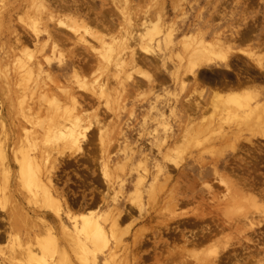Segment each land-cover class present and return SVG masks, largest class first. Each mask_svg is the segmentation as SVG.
<instances>
[{
	"label": "rangeland",
	"instance_id": "obj_1",
	"mask_svg": "<svg viewBox=\"0 0 264 264\" xmlns=\"http://www.w3.org/2000/svg\"><path fill=\"white\" fill-rule=\"evenodd\" d=\"M43 1L0 0V146H23L42 159L62 223L23 187L11 160L9 184L0 173V264H263L264 165L242 163L241 154L244 146L264 142V134L223 118L213 94L206 98L200 81L222 80L224 66H208L203 58L196 60L200 68L190 63L201 37L234 50L247 42L233 46L247 28L263 42L257 54L264 63V0ZM68 20L127 48L128 64L117 73L100 59L99 42L81 26L72 32ZM146 20L164 34L153 43L145 38V51L136 34ZM79 31L91 43L81 41ZM187 41L195 43L186 51ZM76 75L90 89L91 81L103 83L104 92L77 87ZM53 83L75 94L73 111L87 129L81 151L55 147L50 102L59 98L65 109L72 100ZM257 85L264 92V82ZM194 157L199 163H187ZM230 179L257 201L233 202L241 190ZM45 226L57 240L53 258L38 250Z\"/></svg>",
	"mask_w": 264,
	"mask_h": 264
},
{
	"label": "bare ground",
	"instance_id": "obj_2",
	"mask_svg": "<svg viewBox=\"0 0 264 264\" xmlns=\"http://www.w3.org/2000/svg\"><path fill=\"white\" fill-rule=\"evenodd\" d=\"M42 1V0H41ZM45 1V0H44ZM44 1L42 2L44 4ZM125 1V0H124ZM123 1V2H124ZM39 2V0H38ZM114 2H118L121 3L122 0H114ZM122 2V3H123ZM46 3V2H45ZM121 3V4H122ZM125 3H127L125 1ZM124 3V4H125ZM35 5V4H34ZM126 5V4H125ZM45 7V6H44ZM39 8V7H38ZM36 9V7H35ZM44 9V8H43ZM123 11V10H122ZM124 12V11H123ZM69 18V17H68ZM72 19V18H71ZM64 20V19H63ZM74 20V19H73ZM72 20V21H73ZM71 21L70 26L74 29L71 30L72 32L77 31L75 26H81L84 28V25H81L80 23H73ZM64 22V21H62ZM67 22V23H68ZM78 22V21H77ZM66 24V22H65ZM84 24V23H83ZM86 26V25H85ZM142 31L138 34H136L137 39L139 40V43H144V39L145 38H149L150 39V43L155 42L157 40H159L162 36H163V30L162 27L160 26V24L158 25H152L151 22L149 20L143 21L142 24ZM90 27V26H89ZM88 28V27H87ZM85 29V34L86 32L90 35L93 36V38L95 39L94 42L96 41L99 42L98 43V47H94L97 49V53L99 54V57L101 60L105 61V63L109 64V66H114V70L118 73L121 72V68L124 67L125 65L128 64V60L129 57L126 56L127 54L124 53V51L127 48L123 49H117L115 48V45L112 44V42H108L106 41V39L104 38V35L102 36V34H99L98 32L101 31H90V29ZM35 29V28H34ZM80 29V28H79ZM92 29V28H91ZM140 29V30H141ZM136 32V31H135ZM103 33V32H102ZM105 33V32H104ZM201 33V32H200ZM85 34L80 33L79 31V39L83 42L86 43H91V41L89 42V40L85 37ZM132 34V33H131ZM109 35V33H108ZM78 36V35H77ZM76 36V37H77ZM89 36V35H88ZM87 36V37H88ZM92 36L90 38H92ZM120 36V35H119ZM123 36V35H122ZM171 36V35H170ZM19 37V36H18ZM75 37V38H76ZM112 37V36H111ZM117 37V35H116ZM113 36V38H116ZM135 37V38H136ZM118 38V37H117ZM115 40V39H114ZM241 40V41H246L243 47H237L233 50L232 46H227V49H223L222 44L219 43H215L212 44L211 42L206 41L203 37L200 38V40H198L196 43L197 45L195 46V48L192 50V61L190 63V67L191 68H200L202 66H200V62H197L196 60L198 59H205L206 60V65H217V66H224L225 70L222 80L220 78H216L215 76L213 78L218 79L217 81H220V85L217 84V86H213L215 87L214 89H212L213 91V97H211V99L214 100L213 104L216 105L215 102H219L220 103V110H222V112L224 113V115L222 116L223 118L225 117V119H230L232 121V118H236L238 124H244L248 125V126H253L256 129V132L263 135L264 134V92H261L258 90V79H260L261 77L264 76V63H263V58L262 56H259L258 53V48L261 47L263 45V42L261 41V38L255 34L254 30L251 28H247L244 31H238L237 35L234 38V42H233V46L236 44V41ZM88 41V42H87ZM64 42V41H63ZM93 42V40H92ZM123 42V41H122ZM185 42V41H183ZM193 41H187L183 47L184 49L187 51L188 48H190V46L192 45ZM146 43V42H145ZM145 43L142 45V47L145 49H148L147 46L144 47ZM195 43V41L193 42ZM85 44V43H84ZM118 44V43H117ZM148 44V43H146ZM122 45V44H121ZM239 46V44H237ZM90 46V44H89ZM93 46V45H92ZM117 46V45H116ZM124 46V45H123ZM141 46V44H140ZM63 47V46H62ZM21 48V47H20ZM27 48V47H25ZM25 50V49H24ZM65 50V49H64ZM91 50V48H90ZM150 50V49H149ZM22 51V50H20ZM19 51V52H20ZM27 51V50H26ZM94 51V50H93ZM30 52V51H29ZM95 52V51H94ZM127 52V51H126ZM129 53V52H127ZM26 54V53H25ZM145 54V53H144ZM148 54V53H147ZM263 54V53H262ZM29 55V54H28ZM62 55V54H60ZM132 55V54H131ZM27 56V54H26ZM33 56V55H32ZM152 56V55H151ZM178 56V55H177ZM147 58V56H146ZM154 58V57H153ZM22 58H20L21 60ZM24 59V58H23ZM32 57H30L29 61L31 62ZM149 59V58H148ZM147 59V60H148ZM19 60V59H18ZM16 60V61H18ZM25 60V59H24ZM38 60V59H37ZM146 60V59H145ZM22 62H24L23 60H21ZM36 61V60H35ZM136 61V60H135ZM151 61V60H150ZM21 62V63H22ZM29 62V63H30ZM190 62V61H189ZM27 63V61H26ZM152 63V62H151ZM8 64V62H7ZM34 64V63H33ZM38 64V69L41 72V70L43 69L42 64H40V62L38 61V63H36V65ZM103 64V63H102ZM18 65V64H17ZM21 68L22 70L27 71V64H21ZM30 65V64H28ZM205 65V64H204ZM111 66V67H112ZM19 68V66H18ZM17 68V69H18ZM31 69V66L29 67ZM76 68V67H75ZM29 69V70H30ZM35 69V68H34ZM5 70V69H4ZM20 70V69H19ZM13 71V70H12ZM16 74L20 72H18L17 70L15 71ZM30 72V71H29ZM28 72V73H29ZM199 72V71H198ZM197 72V73H198ZM7 73V72H6ZM24 73V72H23ZM26 73V72H25ZM33 73V70H32ZM235 73V74H234ZM35 74V73H34ZM78 74V73H77ZM233 74L235 75V77L233 76ZM22 75V73H21ZM26 75V74H25ZM31 75V74H30ZM119 75V74H117ZM194 75V74H193ZM226 75V76H225ZM228 75V76H227ZM32 76V75H31ZM229 76L231 78H229ZM21 78V76H19ZM27 77V76H26ZM24 76V78H26ZM29 77V76H28ZM75 77V76H74ZM209 78H212V75L208 76ZM218 77V76H217ZM228 77V78H227ZM23 78V79H24ZM80 77L78 75H76V85L79 88H82L89 92H91L92 94H99L98 92L100 91L103 93L104 92V84L97 82L96 80L91 81L93 83V85L91 86L92 89L89 88V81H86L85 78L83 77V79H79ZM198 78V77H197ZM236 78V79H234ZM22 79V78H21ZM33 79H36L35 77ZM199 79V78H198ZM220 79V80H219ZM19 80V79H18ZM39 82V81H38ZM38 82L35 85L38 84ZM54 82V81H52ZM91 83V84H92ZM29 84V83H28ZM56 84V90L59 89V91H63L65 93L64 97L69 98L70 100H72V102H70V106H72L71 108H65L64 106H62L59 102V98H56L55 95L53 98L54 101L52 100V105L50 110L53 111L56 115V119L55 121L51 124V126L53 128H51L52 132H51V136L54 139V141L56 142L55 144L57 146L58 149L59 148H64V149H74V150H80L82 149L81 147V143L82 141H84L85 136H86V132L85 130V125L83 123V119L81 118L80 115L74 113V109H77L75 107L77 100L75 97V94L72 92H68L66 91L67 87L62 85L61 83H53ZM200 84V83H199ZM16 85V84H15ZM41 86V84H40ZM5 87V86H4ZM37 87V86H36ZM38 88V87H37ZM42 88V87H41ZM36 90V89H35ZM34 90V91H35ZM18 91V90H17ZM33 91V90H32ZM43 91V90H42ZM41 91V92H42ZM46 91V90H45ZM43 91V92H45ZM39 92V93H41ZM106 92V90H105ZM36 93V92H35ZM2 94V93H1ZM48 94V93H47ZM27 95V94H26ZM33 95V94H32ZM35 95V94H34ZM49 95V94H48ZM47 95V96H48ZM60 96V94H58ZM21 96V95H20ZM40 96V95H39ZM46 96V95H45ZM52 96V95H51ZM58 96V97H59ZM27 96H23V98H25ZM33 99V96H31ZM53 97V96H52ZM35 98V97H34ZM39 98V97H38ZM45 98V97H44ZM48 98V97H47ZM47 98L46 101H47ZM18 99V98H17ZM30 99V98H29ZM42 99V98H41ZM64 99V98H63ZM79 99V98H78ZM34 100V99H33ZM32 100V101H33ZM44 100V99H43ZM42 100V101H43ZM65 100V99H64ZM18 101V100H17ZM39 101V100H38ZM45 101V100H44ZM108 100H106L107 102ZM212 101V100H211ZM21 102V101H20ZM23 102V101H22ZM40 102V101H39ZM49 102V100H48ZM33 103V102H32ZM31 103V104H32ZM41 103V102H40ZM1 104V103H0ZM4 104V103H3ZM25 104V103H24ZM30 104V103H29ZM30 104V107H31ZM106 104V103H105ZM21 105V103H20ZM26 105V104H25ZM211 105V102H210ZM1 106V105H0ZM40 107V106H39ZM43 107V106H42ZM80 107V106H79ZM109 107V106H108ZM106 106V108H108ZM212 107V106H211ZM214 107V106H213ZM20 108V107H19ZM22 109V108H20ZM27 109V106H26ZM30 110V108H28ZM32 109V108H31ZM37 109V107L35 108ZM49 110V109H48ZM72 110V111H71ZM23 111V109H22ZM25 111V110H24ZM45 111V110H44ZM217 111V110H216ZM76 112V111H75ZM24 113V112H23ZM49 113V112H48ZM217 113V112H216ZM222 113V114H223ZM27 114V112H26ZM25 114V115H26ZM50 114V113H49ZM21 115H23L21 113ZM29 115V114H27ZM26 115V116H27ZM54 115V114H53ZM54 115V116H55ZM1 116V115H0ZM3 116V115H2ZM25 116V117H26ZM23 118V117H22ZM59 118V119H58ZM209 118V117H208ZM213 118V116H212ZM3 119V118H2ZM53 119V118H52ZM4 120V119H3ZM25 120V119H24ZM100 120V119H99ZM1 121V120H0ZM51 122V121H50ZM222 123V122H220ZM3 124V122H2ZM39 124V123H38ZM210 124V122L208 123ZM1 125V124H0ZM211 125V124H210ZM227 125V124H226ZM207 126V125H206ZM42 127V125H41ZM87 127V126H86ZM5 128V127H4ZM3 128V129H4ZM12 128V127H11ZM14 128V127H13ZM219 128V127H218ZM241 128V127H240ZM239 128V130H240ZM249 129V128H248ZM247 129V130H248ZM243 130V128H242ZM6 131V130H4ZM245 131V130H244ZM238 132V131H236ZM25 133V132H24ZM2 134V132H1ZM252 134V133H251ZM36 135V134H35ZM102 136V134H101ZM23 137V135H22ZM4 138V137H3ZM2 138V139H3ZM50 137V139H52ZM259 138V137H258ZM1 139V138H0ZM100 139V138H99ZM21 140V139H19ZM253 141L252 139H249L248 141ZM5 141V140H4ZM53 141V140H51ZM48 141V142H51ZM250 141V142H251ZM9 142V141H8ZM87 142V141H86ZM3 143V142H2ZM6 144V142H5ZM4 144V146H0V159L3 161V171L0 172L1 174L4 175V179L6 182H8V180L10 179L11 176V162H13V164L15 165V170L17 171V177L19 178V180H21V184L23 185V187L32 195L33 199L36 202H42V205L45 207H50L51 209L54 210V212L56 213L59 221L62 220V216L60 214V212L58 211V207L60 206V202H58V198L56 197V195L54 194L53 191V184H52V180L49 176V174H46L48 172V169L46 171H42V164H41V158H40V162L39 160H36L34 158H32L29 155V152H27L28 150H26L23 146L21 149L17 150V149H11V146L9 147V143L7 144L9 148L6 147V145ZM22 144V143H21ZM51 144V143H50ZM54 144V143H53ZM254 144V143H253ZM20 145V144H19ZM25 146V145H24ZM253 146V145H252ZM26 147V146H25ZM15 148V147H14ZM48 148V147H47ZM235 148V147H234ZM235 150V149H234ZM73 151V150H72ZM41 156V155H40ZM36 157V155L34 156ZM144 158V156H143ZM147 158V156L145 157ZM39 159V158H38ZM145 162V161H144ZM44 164V163H43ZM46 166V165H44ZM43 169H45V167H43ZM234 169V168H233ZM2 170V169H1ZM147 172V170H146ZM147 175V174H146ZM145 175V176H146ZM224 179V178H223ZM227 179V178H226ZM1 180V179H0ZM234 179H230L232 186H236L233 188H238L236 183L233 182ZM228 181V180H227ZM1 182V181H0ZM10 182V180H9ZM8 182V184H9ZM20 182V181H19ZM229 182V181H228ZM230 183V184H231ZM239 184V183H238ZM242 185V184H241ZM231 186V189H233ZM245 186V185H244ZM2 187V186H1ZM4 188V187H3ZM22 188V187H21ZM23 188V189H24ZM241 190V192H239L241 195L239 196L240 198H235L232 194L233 198V202H239V201H245L247 199H251L254 200V202L257 201V198L254 195H248L247 193H242V188H238ZM19 191V190H18ZM234 191V190H232ZM244 191V190H243ZM4 192V190L2 191ZM6 193V192H5ZM28 193V194H29ZM238 193V194H239ZM236 195V194H235ZM247 196H249V198H247ZM28 197V196H27ZM231 199V197H230ZM240 203H244V202H240ZM234 204V203H233ZM232 204V205H233ZM236 204V203H235ZM41 205V206H42ZM245 205V203H244ZM247 205V204H246ZM237 207V206H236ZM241 206H239L240 208ZM60 208V207H59ZM245 208V207H244ZM259 208V207H258ZM238 209V208H237ZM262 209H264L262 207ZM261 208L257 209L258 211L261 210L263 211ZM52 210V211H53ZM229 210V209H228ZM232 210V208H231ZM235 210V209H234ZM233 210V211H234ZM243 211V210H241ZM259 211V212H261ZM71 212V211H70ZM249 212V211H248ZM54 213V214H55ZM224 213V212H223ZM226 213V212H225ZM224 213V215H225ZM228 213V212H227ZM238 212H236L237 214ZM251 213V212H250ZM262 213V212H261ZM241 214V213H240ZM257 214V213H256ZM55 215V216H56ZM119 215V214H118ZM263 214H261L262 217ZM230 216V214H229ZM264 216V215H263ZM237 217V216H236ZM253 217V216H252ZM121 218V217H120ZM119 218V219H120ZM249 218V217H248ZM257 218V217H256ZM6 219V218H5ZM119 219L117 218L116 222H119ZM122 219V218H121ZM264 219V218H263ZM247 220H251L250 218ZM255 220V219H254ZM258 221V220H256ZM264 221V220H263ZM247 222V221H246ZM253 222V218L252 221L250 223V227L254 226ZM255 222V221H254ZM62 223V221H61ZM114 223V222H113ZM226 223V222H225ZM258 223V222H257ZM216 224V223H215ZM256 224V222H255ZM119 225V224H117ZM259 225V224H258ZM204 226V225H203ZM230 226V225H229ZM94 227V226H93ZM118 227V226H117ZM46 228V226H45ZM44 228V229H45ZM210 228V227H209ZM47 229V228H46ZM208 229V228H207ZM218 229V228H217ZM90 230V229H89ZM44 231V230H43ZM46 234L44 235V237L37 241L38 247H39V253L40 254H45L48 253L49 258H53L54 257V253L56 251V245H57V240L56 237L47 230ZM210 231V230H209ZM218 231V230H217ZM94 232V231H93ZM117 232V231H116ZM106 233V232H105ZM121 233V232H120ZM207 233V232H206ZM212 233V232H211ZM42 235V234H41ZM86 236V235H85ZM122 236V235H120ZM196 236V235H195ZM197 238V237H196ZM203 238V237H202ZM210 238V237H208ZM118 239V238H117ZM209 240V239H208ZM225 241V240H224ZM249 241H251L249 239ZM253 241V240H252ZM200 242V241H199ZM30 243V242H29ZM34 243V242H33ZM206 243V242H205ZM204 243V244H205ZM197 245V244H196ZM219 245V244H218ZM37 247V246H36ZM220 247V246H219ZM28 248V247H27ZM83 248V247H82ZM211 248V246H210ZM227 248V247H226ZM229 248V247H228ZM208 248H206L205 250L207 251ZM225 249V246H224ZM31 250V248H30ZM194 250V249H193ZM204 250V249H203ZM227 250V249H225ZM224 250V251H225ZM195 251V250H194ZM29 252V251H28ZM32 252V251H30ZM29 252V253H30ZM34 252V250H33ZM192 252V251H191ZM204 252V251H203ZM194 253V252H192ZM222 253V252H221ZM37 255V254H35ZM193 255V254H192ZM190 257V256H189ZM196 257V256H195ZM30 258V257H29ZM204 258V257H203ZM219 257H217L218 259ZM261 260V259H259ZM216 261V260H215ZM200 262V261H199ZM203 261L201 260L200 263H202ZM260 262V261H259ZM213 263V262H212ZM215 264V263H214ZM262 264V263H261ZM264 264V261H263Z\"/></svg>",
	"mask_w": 264,
	"mask_h": 264
},
{
	"label": "flooded vegetation",
	"instance_id": "obj_3",
	"mask_svg": "<svg viewBox=\"0 0 264 264\" xmlns=\"http://www.w3.org/2000/svg\"><path fill=\"white\" fill-rule=\"evenodd\" d=\"M258 81L264 82V76L258 79ZM243 148L242 152L244 155L241 154V156L244 160L241 161L242 163L264 165V142H261V144L257 143L256 145L251 144V146H244Z\"/></svg>",
	"mask_w": 264,
	"mask_h": 264
},
{
	"label": "crops",
	"instance_id": "obj_4",
	"mask_svg": "<svg viewBox=\"0 0 264 264\" xmlns=\"http://www.w3.org/2000/svg\"><path fill=\"white\" fill-rule=\"evenodd\" d=\"M205 79L206 80H201L200 81V83L202 84V85H204L205 86V90H206V93H205V96H206V98H208V100L210 99V97L212 96V94H213V91H212V89H214L216 86H217V84L218 85H220V81H217L216 79H214V78H207V77H205ZM191 80L193 81V78H191ZM171 86V89H174V83L172 84V85H170ZM213 86H215V87H213ZM178 108L179 109H182V106L181 105H179L178 106ZM201 114L199 113L198 114V117H201L200 116ZM227 157H225L224 159H220L219 161H217V163L218 164H224V163H226V159ZM194 160H188V162L187 163H189V164H197V163H199L197 160H196V157H194L193 158Z\"/></svg>",
	"mask_w": 264,
	"mask_h": 264
}]
</instances>
